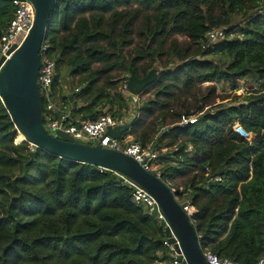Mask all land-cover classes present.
<instances>
[{
  "label": "trees",
  "instance_id": "16d2710c",
  "mask_svg": "<svg viewBox=\"0 0 264 264\" xmlns=\"http://www.w3.org/2000/svg\"><path fill=\"white\" fill-rule=\"evenodd\" d=\"M13 12L0 0V34ZM219 28L224 36L205 46ZM43 44L55 58L52 94L60 64L78 76L79 90L62 94L71 118L95 119L100 105L120 116L115 77L154 69V97L130 119L133 140L159 149L160 178L196 209L202 251L264 259V0H57ZM240 80L249 94L207 110L216 82L237 90ZM163 239L162 222L117 173L33 151L0 99V264H164Z\"/></svg>",
  "mask_w": 264,
  "mask_h": 264
},
{
  "label": "water",
  "instance_id": "95a60500",
  "mask_svg": "<svg viewBox=\"0 0 264 264\" xmlns=\"http://www.w3.org/2000/svg\"><path fill=\"white\" fill-rule=\"evenodd\" d=\"M30 1L34 6L33 24L21 45L0 67V99L10 115L18 137L28 142L33 151L42 149L61 158L104 167L124 176L155 199L159 211L169 225L165 228L164 235L173 242L172 232L180 244L182 253L172 257V260L179 264H209L203 256L190 217L160 177L145 170L139 162L123 151L104 147L99 143L91 144L86 140L74 139L62 129L56 130L55 134H50L45 129L42 96L38 84L41 64L39 51L57 0ZM3 60L4 57H0V65ZM156 75L154 69L149 70L143 77H138L130 71L126 88L130 92L140 93L154 81ZM48 94L52 95L51 87ZM69 99H72V95H69ZM79 105L77 104V108ZM129 128L130 122H125L108 127L106 133L112 138L120 139ZM151 214L156 215V209ZM226 264L238 263L227 260Z\"/></svg>",
  "mask_w": 264,
  "mask_h": 264
},
{
  "label": "built area",
  "instance_id": "2783aa9c",
  "mask_svg": "<svg viewBox=\"0 0 264 264\" xmlns=\"http://www.w3.org/2000/svg\"><path fill=\"white\" fill-rule=\"evenodd\" d=\"M14 12L13 17L6 25L2 33L0 34V57H4L0 67H2L5 61L12 55L23 42L25 36L29 32L33 20H34V6L30 0H11ZM224 36V30L210 29L204 34L206 40L205 46H209L218 41ZM40 69L38 73V84L41 92V96L46 100L45 111L43 115L46 117V121L43 120L45 129L50 134H55L56 130L62 129L68 132L74 139L86 140L91 144L99 143L101 146L117 149L123 151L125 154L132 156L142 167L154 173L160 177V162H159V149L153 146H143L135 140H129L126 142H120L119 139L112 138L106 132L108 127H114L125 123L124 116H115L109 112H101L95 119H81L75 118L73 121L68 122L69 113L67 117L62 115L60 117H54V104L49 99L48 89L51 86L55 75V58L51 53L47 51V46L42 44L40 51ZM125 90L129 93L130 101L133 104H138L141 100V93H133L127 90L126 84H124ZM203 111L194 115H181L178 123L180 125L195 123L198 117ZM167 127L163 128L165 130ZM102 172L104 167H97ZM119 175L122 183L126 184L129 188L135 190V199L148 211L152 212L156 209V215H154L163 224V230L169 227L165 220L164 215L159 211L155 199L149 195L143 189L135 186L133 183L127 180L124 176ZM210 179L219 181L221 177L219 175L212 176ZM169 186V185H168ZM174 198L180 203L182 209L190 217L196 212L195 207L192 205L190 199H181L177 193L175 186H169ZM173 242H170L164 235L163 244L167 247L170 261L164 264H179V262L172 260V257L181 255V248L179 241L175 235L171 232ZM205 260L209 264H226L227 260L220 259L214 252L210 250L202 251ZM258 264H264L262 259Z\"/></svg>",
  "mask_w": 264,
  "mask_h": 264
},
{
  "label": "rangeland",
  "instance_id": "374dc122",
  "mask_svg": "<svg viewBox=\"0 0 264 264\" xmlns=\"http://www.w3.org/2000/svg\"><path fill=\"white\" fill-rule=\"evenodd\" d=\"M180 39L182 37H179ZM127 76H129V73H125V74H119V76L115 77V81L117 82V91L125 98V104H123V108L122 111L120 113L121 116H124L125 118H127L130 112H133L134 109H136L137 107H142L143 101H145L148 98H153L154 97V89L151 87H146L144 88L140 93V97H141V101L138 104H133L130 99H129V93L125 90L124 88V84H126L127 82ZM58 85L56 86V88L59 90V92L63 95L68 94L69 92H71L74 89H78L80 88V86L78 85V76L72 77L70 76V74L68 73V68L64 65V64H60L59 67V78H58ZM210 83H203L201 85L202 89H204V87H206L207 85H209ZM216 92L218 93V97L216 98L215 103H213L210 106H207V110L208 109H212L213 107H215L218 103L220 102H224L226 105L232 103L234 99V95L239 96V99H241L242 97H244L245 95L249 94L250 91H252L251 88L248 87V85L244 84V82L242 80L239 81V89L237 90H232L230 88V86L225 83V82H216ZM110 94L116 96L114 90H109ZM50 100L56 101V97L55 95H51L49 97ZM79 100V98H78ZM80 101V100H79ZM82 106V104L80 105ZM79 106V107H80ZM98 109H101L102 111L105 112H109L112 113V111H114L115 107H113L112 111L108 110V106L107 105H100L98 107ZM150 117H147L146 119H150ZM43 119L44 121H46V117L45 115H43ZM156 137V136H155ZM156 142V141H155ZM160 150H164V148L162 147Z\"/></svg>",
  "mask_w": 264,
  "mask_h": 264
},
{
  "label": "crops",
  "instance_id": "0c3cea01",
  "mask_svg": "<svg viewBox=\"0 0 264 264\" xmlns=\"http://www.w3.org/2000/svg\"><path fill=\"white\" fill-rule=\"evenodd\" d=\"M53 95H55L56 101H53V100H50V101L54 104V113L55 112H59V113H62L64 116L67 117V114L70 113V110H71L70 105H66L64 103V101L62 99V94L59 92V90L57 88H56V91L54 92ZM133 114H134V110H133V112H130L129 115H127L128 117L125 118L126 119L125 122H130V119L133 117ZM59 116H60V114H58V117ZM80 116H81L80 114L79 115L76 114L73 118H71V116H69L68 117L69 121H67V123L71 122L73 119H75L77 117L79 118ZM129 140H133V136H132V133L130 132V129H128V131L119 139V141L120 142H126V141H129Z\"/></svg>",
  "mask_w": 264,
  "mask_h": 264
},
{
  "label": "flooded vegetation",
  "instance_id": "af4514ba",
  "mask_svg": "<svg viewBox=\"0 0 264 264\" xmlns=\"http://www.w3.org/2000/svg\"><path fill=\"white\" fill-rule=\"evenodd\" d=\"M42 103V105H46V100L45 99H43L42 101H41Z\"/></svg>",
  "mask_w": 264,
  "mask_h": 264
}]
</instances>
